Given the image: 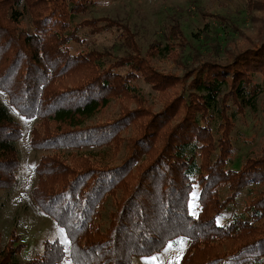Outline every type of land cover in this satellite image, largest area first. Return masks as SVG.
I'll use <instances>...</instances> for the list:
<instances>
[{
	"label": "trees",
	"instance_id": "obj_1",
	"mask_svg": "<svg viewBox=\"0 0 264 264\" xmlns=\"http://www.w3.org/2000/svg\"><path fill=\"white\" fill-rule=\"evenodd\" d=\"M94 3L0 0V90L20 115L40 121L31 144L53 153L35 166L33 195L65 229L73 263L134 264L135 257L185 237L190 243L180 264H224L237 252L247 257L243 264H264V147L236 163L233 137L238 117L258 111L264 96V38L225 63L192 56L183 64L185 75H165L149 59L168 51V43L162 49L156 39L151 45L157 52L149 46L141 54L127 24L105 18L74 23ZM246 5L264 10V0ZM79 26L116 29L127 51L113 62L110 51L73 52L71 42H84ZM140 77L160 91L183 89L159 112L88 124L113 99L135 94L133 81ZM129 124L136 135L122 137ZM21 133L0 102V188L6 190L18 183ZM125 142L129 151L120 164H99ZM195 186L200 191L193 207ZM109 197L117 210L106 232L92 238ZM4 205L0 198V214ZM17 238L0 244V264H23ZM65 255L62 242L46 241L44 253L28 264H59Z\"/></svg>",
	"mask_w": 264,
	"mask_h": 264
},
{
	"label": "rangeland",
	"instance_id": "obj_2",
	"mask_svg": "<svg viewBox=\"0 0 264 264\" xmlns=\"http://www.w3.org/2000/svg\"><path fill=\"white\" fill-rule=\"evenodd\" d=\"M96 18L115 19L129 25L137 35L141 54H146L149 46L155 49L152 52L156 53L157 47L151 45L156 39L161 41L159 47L162 49L168 43V51L163 50L164 53L161 55L157 53L156 57L149 59L154 67L165 75H185L183 64L186 59L192 61V56L195 57V61L214 59L225 63L231 55L259 44L264 38V10L251 9L246 5V0H95L90 6V11L86 15L75 17L74 23L79 25L86 19L96 20ZM106 21H99L98 25L106 24ZM25 23L26 21L23 25ZM79 27L78 32L84 42L82 44L71 42L73 52L106 50L113 54L110 58L113 62L116 57L124 55L127 51L116 29L98 31L90 26ZM187 53L191 54L189 59ZM121 72L124 73L125 69ZM133 82L137 91L135 94L113 99L111 104L92 117L88 124L114 121L122 114L159 112L183 89L180 84L176 88L160 91L145 82L142 77ZM0 102L9 107L22 129L21 137L17 142L20 150L18 183L12 190L0 188V198L5 204L0 214V244L6 246L13 237H19L18 243L23 244L19 259L23 264H28L32 258L44 253L46 241L59 240L66 247L65 258L59 264H74L65 229L37 203L33 195V188L38 183L35 166L43 157L53 153L51 150L37 149L31 144L32 130L35 127L40 129V121L20 115L1 90ZM135 135L134 126L131 124L122 130V137L132 138ZM233 137L236 163L237 158L241 164L246 157L260 153L264 147V96L258 111L250 112L245 117H238L237 129ZM128 148L126 142L123 143L116 155L109 152L103 161L99 158V164L102 167L120 164L127 156ZM94 150L99 151V148ZM252 186L260 185L252 183ZM67 191L70 193V190ZM199 191L195 186L191 194L193 207L196 206ZM116 210L115 198L109 197L104 203L99 218L94 221V230L90 231V237L93 238L96 232L102 234L106 232L111 222V215ZM198 211V208L194 209V213ZM15 241L17 243V240ZM82 243L84 244V240ZM189 243V239L178 237L168 241L161 252L150 256H137L133 263L180 264ZM242 256L239 252L230 255L223 260L224 264H243V260H247V257L244 259Z\"/></svg>",
	"mask_w": 264,
	"mask_h": 264
}]
</instances>
